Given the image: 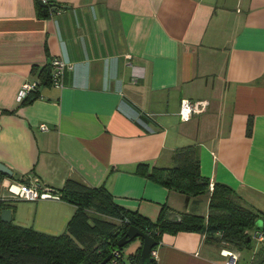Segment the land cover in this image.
<instances>
[{
	"label": "crops",
	"instance_id": "0c3cea01",
	"mask_svg": "<svg viewBox=\"0 0 264 264\" xmlns=\"http://www.w3.org/2000/svg\"><path fill=\"white\" fill-rule=\"evenodd\" d=\"M40 1L60 8L39 16L37 0H0V164L12 173L0 198L15 224L61 234L75 206L12 198L6 186L59 195L67 180L104 186L117 206L151 220L162 206L171 222L206 216L208 195L187 197L135 173L140 164L171 167L188 146L198 148L209 191L227 185L264 215V0ZM54 59L66 66L61 87L40 82ZM27 83L38 84L36 97L21 105ZM183 99L209 105L182 121ZM246 233L248 258L179 232L161 236L153 259L225 264L232 252L249 264L264 239Z\"/></svg>",
	"mask_w": 264,
	"mask_h": 264
},
{
	"label": "trees",
	"instance_id": "16d2710c",
	"mask_svg": "<svg viewBox=\"0 0 264 264\" xmlns=\"http://www.w3.org/2000/svg\"><path fill=\"white\" fill-rule=\"evenodd\" d=\"M37 1L39 16L40 11L45 13L48 8H60ZM50 69L48 65L40 72L41 84H51ZM35 92H29L21 105L31 103L36 97ZM246 134H251L250 121ZM135 173L168 191L187 197L208 195L207 215L183 213L179 221L171 222L166 219L168 208L162 206L157 218L151 220L137 211L117 206L104 186L93 188L75 180H67L57 191V196L76 209L65 230L59 235H50L31 227L19 226L13 220L5 223L0 218V264H100L109 256L112 259L115 252L119 254L116 257L117 264H144L140 257L141 238L128 242L122 248L118 247L119 240L130 227L149 235L156 244L160 243L165 233H204L206 243L240 252L251 250L252 241L247 231L254 229L264 235V215L245 207L234 189L215 183L209 191L210 182L200 173L196 146L175 150L171 167L148 169L147 165L140 164ZM6 177L0 173V182ZM8 208L7 201L0 198V214ZM259 220L262 223L260 227L257 226ZM137 239L140 246L126 260L123 259V249ZM149 264L156 262L150 257ZM249 264H264V243Z\"/></svg>",
	"mask_w": 264,
	"mask_h": 264
},
{
	"label": "built area",
	"instance_id": "2783aa9c",
	"mask_svg": "<svg viewBox=\"0 0 264 264\" xmlns=\"http://www.w3.org/2000/svg\"><path fill=\"white\" fill-rule=\"evenodd\" d=\"M51 85L55 87H61L62 86V77L65 70V63H63L59 59H54L51 64ZM38 87L37 83L32 84H23L21 87V90L18 95V100H23L29 92H32L36 90ZM208 102L204 100L200 101H190L187 99H183L180 102L179 107V118L182 121H188L192 115H198L203 113L206 108L208 107ZM40 131H47L48 127L44 124L39 126ZM7 192L9 193L10 197L17 198L19 200H25V201H37V200H43V199H53L58 200L59 197L57 195L51 194L48 191H41L36 186H30L27 184H8L6 186ZM257 240H263L264 235L262 233H257L255 235ZM118 252L114 253V257L111 259L109 264H117L116 257H118ZM151 258H156V252L155 250H152L150 253ZM227 257V261L225 264H236L238 260V256L233 254L232 252H227L225 255Z\"/></svg>",
	"mask_w": 264,
	"mask_h": 264
},
{
	"label": "water",
	"instance_id": "95a60500",
	"mask_svg": "<svg viewBox=\"0 0 264 264\" xmlns=\"http://www.w3.org/2000/svg\"><path fill=\"white\" fill-rule=\"evenodd\" d=\"M52 10L55 11V8H52ZM0 173L7 175V176L12 175L11 171L9 169H7L5 166H3L2 164H0ZM0 218L5 223L11 222L12 221L11 210H9V209L2 210V212L0 214ZM180 219H181V217H178V220H180ZM168 220H170V219H168ZM261 225H262L261 222H257V226H261ZM136 238H141L143 240L141 252H140L141 261L144 264H149L151 250L157 244L149 235L143 233L142 231H140L134 227H130L127 230L126 234L119 240L118 247L122 248L128 242H130ZM110 259H111V257L109 256L105 260H103L100 264H107Z\"/></svg>",
	"mask_w": 264,
	"mask_h": 264
},
{
	"label": "rangeland",
	"instance_id": "374dc122",
	"mask_svg": "<svg viewBox=\"0 0 264 264\" xmlns=\"http://www.w3.org/2000/svg\"><path fill=\"white\" fill-rule=\"evenodd\" d=\"M137 242H138V239L135 240V241H133V242H131L127 247H125L123 249V259L126 260L127 259V256L129 254H132L135 251V249H136V247L138 245ZM250 252L251 251H248V250L243 251L244 258H248L250 256Z\"/></svg>",
	"mask_w": 264,
	"mask_h": 264
}]
</instances>
